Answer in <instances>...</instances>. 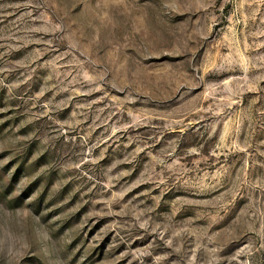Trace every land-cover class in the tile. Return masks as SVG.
<instances>
[{
  "label": "rangeland",
  "instance_id": "rangeland-1",
  "mask_svg": "<svg viewBox=\"0 0 264 264\" xmlns=\"http://www.w3.org/2000/svg\"><path fill=\"white\" fill-rule=\"evenodd\" d=\"M0 264H264V0H0Z\"/></svg>",
  "mask_w": 264,
  "mask_h": 264
}]
</instances>
